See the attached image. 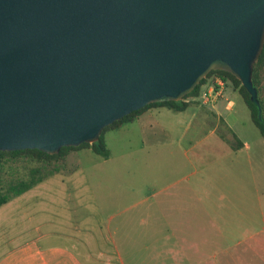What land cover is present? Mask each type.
I'll list each match as a JSON object with an SVG mask.
<instances>
[{
    "label": "water",
    "instance_id": "obj_1",
    "mask_svg": "<svg viewBox=\"0 0 264 264\" xmlns=\"http://www.w3.org/2000/svg\"><path fill=\"white\" fill-rule=\"evenodd\" d=\"M263 38L264 0H0V150L92 142L210 69L258 104Z\"/></svg>",
    "mask_w": 264,
    "mask_h": 264
},
{
    "label": "rangeland",
    "instance_id": "obj_2",
    "mask_svg": "<svg viewBox=\"0 0 264 264\" xmlns=\"http://www.w3.org/2000/svg\"><path fill=\"white\" fill-rule=\"evenodd\" d=\"M263 75L261 73L259 96L264 100V84H262ZM213 83L211 77L207 78L201 84L200 90ZM216 86V84H212ZM236 90L231 86L227 79L220 91V96L209 97L202 103L200 100L191 101L183 112L185 115L197 109V103L203 104L204 110L209 113L211 120L217 118L213 109L217 108V101L224 97H233L234 112L222 111L221 116L226 119L232 131H235L242 139L250 143L249 155L246 156L245 151H240L237 160L232 159V153L228 152V145L233 144V139L226 131L231 130L221 121L217 132L222 133L221 147L223 149L222 156H216L214 151L203 149L199 144L198 148L203 156L193 160V163L186 162L182 159L181 149L187 146L185 143L173 142L169 149H160L157 146L154 155H151V146L146 143L150 141L161 140L162 135L155 134L147 136L139 131L137 125L127 122L124 127H116L106 129L103 133L105 144L110 150V158L103 160L99 154L92 150L81 147L69 150L64 159H59L41 165L24 158H8L0 162V190L6 191L12 183L19 178L26 177L29 168L33 166L40 167L42 172L47 173L50 169L52 173L46 175L35 184L17 194H9L5 202L0 204V255H2L10 245L24 239L25 236L36 235V225L41 223L45 217L50 220L49 224H41V229L54 230L53 216L55 210V198L63 195L67 189L75 187V185H62L59 180L62 178L66 182L70 178L89 180L88 185H82L77 194H81L82 200L75 202L78 214L75 218L76 226L82 228L97 227L107 223V215L111 212L115 217L111 219V224L119 216H127L134 213L138 216L139 212L146 211V206L150 201L156 198H165L164 191H160L157 195L151 193L155 187H160L166 180L173 179L178 176L188 178H196L198 176L216 179V195L222 192L218 200L209 201L210 207L217 209L222 213L221 217H217L218 224L223 227L236 228L247 226L256 231L255 237H264V157L262 155L263 138L259 133L257 126L250 118L249 109L244 103L242 97L238 95L231 96V91ZM239 93V92H238ZM240 94V93H239ZM226 98V101H228ZM216 100V102H215ZM226 103V102H225ZM163 112L174 113L172 109L162 108ZM205 111V112H206ZM228 113V114H227ZM187 117V116H186ZM213 118V119H212ZM165 122L170 121V115L164 114ZM163 121V120H162ZM184 122H181L183 126ZM208 124V123H207ZM181 126L176 125L172 129V133L177 135ZM208 125H206L207 128ZM141 143L144 145L141 146ZM180 147V148H179ZM77 150V155L73 154ZM171 150V151H168ZM187 156L192 155V150H186ZM77 157V158H76ZM215 162L213 169V160ZM78 161H77V160ZM234 164H232V163ZM55 167H58L55 171ZM156 181V182H153ZM92 189L94 198L92 202L86 200V196ZM140 189V190H138ZM156 196V197H155ZM213 196V195H210ZM155 197V198H154ZM109 198V199H108ZM141 199V200H140ZM59 203H62L59 201ZM66 203V202H65ZM65 212V211H61ZM147 220L152 222L164 218H151ZM146 223V222H145ZM133 224H139L136 219ZM144 224V223H143ZM23 225L30 229L21 235L20 230ZM92 225V226H91ZM162 225V224H161ZM63 229L59 225V230ZM251 229V230H252ZM18 234L20 237L7 243L6 238L11 235ZM80 235L82 234L79 233ZM54 239V235H51Z\"/></svg>",
    "mask_w": 264,
    "mask_h": 264
},
{
    "label": "crops",
    "instance_id": "obj_3",
    "mask_svg": "<svg viewBox=\"0 0 264 264\" xmlns=\"http://www.w3.org/2000/svg\"><path fill=\"white\" fill-rule=\"evenodd\" d=\"M262 75L261 83L264 84V67ZM230 93L231 96L235 94L241 97L237 90ZM226 98H229L228 101ZM196 105L198 108L192 110L189 115L183 114L185 108L174 110L164 105L149 106L129 123H133L132 125L135 123L139 131L147 136L155 134L163 136L161 140L146 143L151 146V155L157 152L154 150L157 146L164 144L160 149H169L168 146L173 142H181L187 144L181 149L182 159L186 162L193 163L195 159L200 158V161L204 159L202 156L204 152L201 153L199 144H203V149L214 151L216 156H222L223 136L217 130L221 121L230 129L221 112L232 110L234 112L233 97L228 96L217 101L218 109L211 112L217 117L212 118L213 120L209 116L210 112L204 110L203 104ZM162 108L172 109L174 113L163 112ZM164 114L170 115V119H173L165 122ZM181 122H184L183 126ZM126 123L119 128L124 127ZM176 125L181 126V129L174 135L171 131ZM230 130L226 132L229 136L231 133L233 144L228 145V152L224 154L232 153V156L228 157L238 161L239 152L245 151L248 157L250 143ZM142 145L144 143H141ZM79 149L73 154L77 155L76 151ZM188 149L192 150L191 156L185 154ZM263 153L264 142L262 155ZM100 157L104 161L109 159L110 150L106 157L101 155ZM219 158L212 157L213 169L215 162L222 163ZM59 181L62 185L70 184L75 187L72 188L73 191L67 189L63 195L55 198L54 230L47 228L40 230L41 224L50 223L49 218L45 217L36 225V235L25 236L0 255V264H264V237H255L256 231L247 226L236 229L218 224L216 218L221 217L222 213L211 208L209 201L218 200L224 195L222 192L217 195L214 193L216 188L214 178L198 176L191 179L178 176L167 179L163 185L156 186L151 191L154 195L164 191L165 198L153 199L146 206V211L139 212L138 216L134 213L119 216L111 224V219L117 215L110 212L105 225L82 230L76 226L75 217L78 211L75 209L77 206L75 202L81 201L83 196L76 191L82 185L90 187V181L74 178L66 182L61 178ZM91 191L92 189H89V193L85 195L86 200L90 199L89 202L94 198ZM143 213L148 218L164 219L152 222L143 217ZM136 219L139 222L137 225L133 224ZM59 225L63 229L59 230ZM27 229L30 228L23 225L18 234L23 235ZM18 234L9 236L6 242L16 240L20 237ZM51 235H54V239Z\"/></svg>",
    "mask_w": 264,
    "mask_h": 264
},
{
    "label": "trees",
    "instance_id": "obj_4",
    "mask_svg": "<svg viewBox=\"0 0 264 264\" xmlns=\"http://www.w3.org/2000/svg\"><path fill=\"white\" fill-rule=\"evenodd\" d=\"M264 67V38L261 50L256 57L253 66H252V73H251V80L252 84L256 88L258 104L253 102L245 90V88L240 84V81L232 75L230 72L222 69H210L206 73L205 76L201 77L199 81L194 85V87L184 94L178 100H162V101H151L143 106L131 110L130 112L122 115L118 119H114L109 124L105 125L96 140L92 142L83 141L76 145H62L59 147L56 153H48L38 148H21V149H13V150H0V162L2 160L8 158H24L28 161H32L41 165H47L53 161L64 159V155L71 149L81 148V147H89L93 152L106 157L109 153V150L105 144L103 133L106 129L116 128L121 126L123 123L132 121L140 112H142L146 107L153 106V105H164L174 110H182L184 109L191 101H195L196 99L192 98L196 96L200 91V86L202 83L206 81L207 78L213 77L215 75L220 76L224 82L228 79L231 83L233 89H236L244 103L249 109L250 118L253 123L257 126L260 135L263 138L264 142V100L259 96V88H260V80H261V73ZM197 101V100H196ZM264 155V153H263ZM58 167H55V171ZM52 173L50 169L47 173L42 172L40 167L33 166L29 168L28 175L23 178H19L16 182L9 185L6 191L0 190V204L5 202L8 198L9 194H17L21 191L25 190L26 188L30 187L32 184H35L40 179L45 177L46 175Z\"/></svg>",
    "mask_w": 264,
    "mask_h": 264
},
{
    "label": "built area",
    "instance_id": "obj_5",
    "mask_svg": "<svg viewBox=\"0 0 264 264\" xmlns=\"http://www.w3.org/2000/svg\"><path fill=\"white\" fill-rule=\"evenodd\" d=\"M211 80L213 83L202 88V90H200L199 93L196 96H193L192 98H194L196 100L198 99L202 103H204L205 100L209 97V95H212L213 97H216L217 95H219L220 91L222 89V85L224 83V80L218 75L211 77ZM212 84H216V86H214Z\"/></svg>",
    "mask_w": 264,
    "mask_h": 264
}]
</instances>
